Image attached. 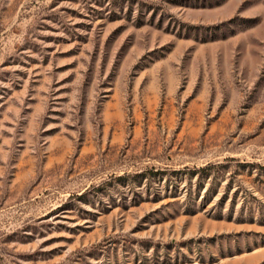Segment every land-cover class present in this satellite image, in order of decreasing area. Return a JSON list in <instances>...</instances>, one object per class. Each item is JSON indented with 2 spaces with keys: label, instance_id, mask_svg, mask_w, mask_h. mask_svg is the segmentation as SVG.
Returning a JSON list of instances; mask_svg holds the SVG:
<instances>
[{
  "label": "rangeland",
  "instance_id": "obj_1",
  "mask_svg": "<svg viewBox=\"0 0 264 264\" xmlns=\"http://www.w3.org/2000/svg\"><path fill=\"white\" fill-rule=\"evenodd\" d=\"M0 264H264V0H0Z\"/></svg>",
  "mask_w": 264,
  "mask_h": 264
}]
</instances>
